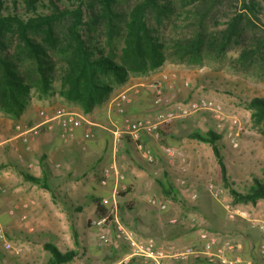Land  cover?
<instances>
[{
    "label": "crops",
    "instance_id": "obj_1",
    "mask_svg": "<svg viewBox=\"0 0 264 264\" xmlns=\"http://www.w3.org/2000/svg\"><path fill=\"white\" fill-rule=\"evenodd\" d=\"M185 76L192 77L183 64L166 62L154 71L133 75L126 83L115 84L111 93L100 103L97 101L88 113L57 94L44 97L35 94L18 118L0 112V223L14 246L21 249L6 251L0 264H46L51 257V252L45 248L47 243L56 245L62 252L77 251L72 261L63 264H153L150 259L132 256L130 247L115 232H111L110 243H98L97 229L91 225L97 217L95 197L110 196L119 184L128 190L121 196L129 201L128 222L141 237L158 236L166 239L163 242L179 246L199 245L204 242L201 231L206 229L216 236L220 245L225 242L241 245L229 253L231 257H238L237 264H264L259 256L262 235L251 224L252 219H264L252 218L253 213L247 208L252 204L246 209L237 205L243 209L244 217L235 220L226 217L224 204L230 200L213 198L208 191L212 180L203 181V175L214 168L217 160L214 150L210 143L207 142L208 147L206 142L189 136L197 128L189 133L183 130L188 129V125L195 126L193 122L186 118L174 121L172 133L167 137L162 135L159 140L143 136L144 144L157 157L155 163L147 162L130 138L123 137L118 144L114 142V132L123 127L124 115L112 107L113 96L136 86L138 91L126 105L125 115L146 118L172 106V100L187 101L202 96L199 89H193V81L190 88L184 85V80L189 79ZM155 80L164 85L168 101L162 105L153 103L154 94L148 86ZM64 111L83 118L75 137L70 140L62 137V127L57 120L50 123L51 127L46 122ZM34 128L38 129L37 133L32 132ZM86 132L91 133L89 139L85 138ZM165 146L181 148L186 153L189 160L186 171L181 170L178 161L168 162L163 151ZM102 161L104 165L98 167ZM112 164L118 166L125 178L117 181L112 176L107 185H102L103 169ZM156 170L161 172L158 176ZM26 174L39 178L47 187L31 182ZM183 176L190 181L192 190L198 191L197 199L191 198L190 191L182 190L179 180ZM152 190L169 200L168 209L160 212L169 218L182 214L178 223L182 225L177 232L167 234L164 215L148 205L144 194ZM133 211L136 213L132 214ZM172 264L214 263L193 260Z\"/></svg>",
    "mask_w": 264,
    "mask_h": 264
},
{
    "label": "trees",
    "instance_id": "obj_2",
    "mask_svg": "<svg viewBox=\"0 0 264 264\" xmlns=\"http://www.w3.org/2000/svg\"><path fill=\"white\" fill-rule=\"evenodd\" d=\"M127 1L126 7L125 0H10L11 6L0 0V112L18 118L35 94H57L88 113L100 94L133 75L166 62L220 61L232 47L241 50V67L264 62V34L256 32L264 17L259 0H238L240 5L222 27L207 22L220 0H201L192 8L178 6L177 0ZM248 106L253 122H264V97L252 98ZM175 125H162L161 134L167 137ZM189 136L212 146L234 205L264 201V175L255 176L245 191L230 186L219 134L210 130ZM25 177L47 187L39 178ZM127 192L119 191V196ZM95 201L101 216L106 211L102 197ZM45 248L51 252L46 264H63L77 255L51 243Z\"/></svg>",
    "mask_w": 264,
    "mask_h": 264
},
{
    "label": "built area",
    "instance_id": "obj_3",
    "mask_svg": "<svg viewBox=\"0 0 264 264\" xmlns=\"http://www.w3.org/2000/svg\"><path fill=\"white\" fill-rule=\"evenodd\" d=\"M166 77V75H164ZM175 86V81L172 83ZM184 85L189 86L190 80H184ZM149 88L153 92V103L155 105H162L168 101L164 96V85L161 81L155 80L151 82ZM138 88L133 86L132 88L125 89L117 93L111 99L110 103L112 107L119 113L123 114V127L117 128L114 132V142L118 144L123 137L130 138L134 143L136 149L141 153L143 158L149 163H155L157 161L156 155L152 149L146 146L143 142V136H151L156 139H161L162 134L160 127L162 125H168L176 120L187 118L194 113L209 110L219 125L226 120V115L220 105L212 104L206 97L191 98L187 101L172 100L173 105L158 110L155 115L146 118H131L125 115V107L131 101L132 94L137 92ZM57 120L62 127V137L65 140H70L75 137L76 129L82 124L83 118L78 116L74 112H60L52 118H48L46 122ZM229 130L228 138L234 146L239 145V136L242 130L241 123L236 116L229 117ZM32 132L37 133L38 129L34 128ZM91 137L90 132L85 133V138ZM163 151L170 164L179 162V166L182 171H186L189 160L186 153L181 148L173 146H165ZM159 170L155 171V175H159ZM112 176H115L117 181H121L125 178L124 174L119 170L118 166L112 164L103 169L101 176V184L107 185ZM182 186H187L186 177H181L179 180ZM208 191L215 199H220L222 189L214 182L210 181L208 184ZM119 190L118 187L114 189L110 196L102 198L106 211L103 215L95 217L91 221V225L97 229L98 243L105 245L111 242V232H115L119 238L125 242L131 249L132 256H140L146 259L152 260L153 264H172L179 262H189L193 260H204L214 264H237L238 257H231L230 252L235 250L241 245H235L230 242L224 244H218L215 235L210 234L206 229L201 231V238L203 244L199 245H184L179 246L174 242H159L153 236L141 237L137 231L122 219L119 209ZM190 196L193 199L198 198V193L190 191ZM148 205L159 211H166L169 207V200L163 197H149ZM226 217L230 220H235L238 217H244L243 209L232 203H225ZM179 217L173 216L169 218V222L172 224L179 223ZM252 227L260 230L262 235V241L259 245V256L264 261V221L259 219L251 220ZM0 242L7 251L17 250L21 251L19 247H15L12 241L6 234L5 227L0 223Z\"/></svg>",
    "mask_w": 264,
    "mask_h": 264
},
{
    "label": "rangeland",
    "instance_id": "obj_4",
    "mask_svg": "<svg viewBox=\"0 0 264 264\" xmlns=\"http://www.w3.org/2000/svg\"><path fill=\"white\" fill-rule=\"evenodd\" d=\"M64 1L67 3H72L74 0ZM125 1L126 2L124 4L127 7L129 3L127 0ZM259 1L263 6L264 13V0ZM8 2L10 4L9 6H11L10 0H8ZM200 2L201 0H177L176 4L178 6L183 5L184 8H192L195 4H201ZM240 3L241 2L238 0L218 1L214 6L213 12L209 14V16L211 15L210 18L209 16L207 17V22L209 21L210 23H215L222 27L223 24L229 19L234 7L239 6ZM10 10H13V7H11L9 11ZM258 26L259 27L256 29V32L258 34H264V17ZM170 34L173 33L171 32ZM249 35L251 38L253 37L252 32H250ZM240 52V48L232 47L227 51L225 57L220 61L208 60L203 65H183V68L187 70V73L192 75V77H185H188L190 82H194L195 86L193 89H199V92L203 93L202 96L199 97H206L212 104L220 105L226 115V120H224L219 125L209 110H203L194 113L191 115V117H188L185 120H189L188 122L190 123L193 122L195 126L188 125V129L183 130L186 133H189L190 131L197 128L196 131L200 132L201 134H206L210 130L219 134L220 139L218 140V144L223 153L224 161L228 169V174L230 176V186L238 191H245L253 183L255 176L262 177L264 175V122L255 124L252 120V110L248 106V103L252 98L264 97V67H262L264 62L259 60L252 63L248 67H241L239 65ZM190 86L188 88H190ZM107 93H111V91L106 90L100 94L97 101L100 103ZM230 116H236L242 126L238 146L232 145L230 139L228 138ZM178 129L179 127L177 130ZM186 133L184 136L187 137ZM206 145L208 147L210 146L207 144V142ZM103 165L104 162L102 161L98 164V167H102ZM209 179L222 189L220 199L226 198L230 200V203H233L230 191L228 188H226L223 180L221 179L220 167L216 159L214 168L209 169L208 172L203 175L204 183H207ZM118 190H124L122 187H120V184ZM182 190L195 191L198 193L196 189L192 190L189 180L186 187L182 186ZM144 196H146L148 199L149 197L154 196L159 197L160 194L157 190H152L148 193L146 192ZM118 199L122 219L127 223V225L130 226L131 224L128 222V215L126 216V213L130 209L127 208V206H130L129 201L127 199H121L120 196ZM242 207L246 209L247 205H242ZM247 208H249L250 213H253L252 218L257 216L255 218L260 217L264 219V201L258 202V204H252ZM259 212L262 215H254V213ZM135 213L136 211L132 212V214ZM162 214L165 217L163 221L165 227L164 231L166 233L168 232L167 234H170V232H177L181 227L180 225L182 224L178 225L177 223V225H171L168 222L169 216L164 213ZM181 216L182 214H180V216L178 215L179 220L181 219ZM130 227L135 229L133 226ZM154 237L157 238L159 242L166 241L164 238L160 239L158 236ZM124 244L126 243L124 242ZM6 251L7 250L0 242V258L5 257Z\"/></svg>",
    "mask_w": 264,
    "mask_h": 264
}]
</instances>
